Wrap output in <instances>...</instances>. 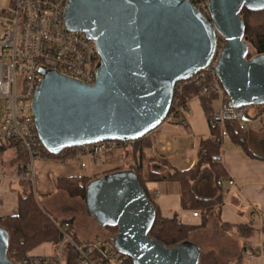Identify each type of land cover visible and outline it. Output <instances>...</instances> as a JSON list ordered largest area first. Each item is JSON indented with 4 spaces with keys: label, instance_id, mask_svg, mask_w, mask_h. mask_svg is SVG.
Here are the masks:
<instances>
[{
    "label": "water",
    "instance_id": "95a60500",
    "mask_svg": "<svg viewBox=\"0 0 264 264\" xmlns=\"http://www.w3.org/2000/svg\"><path fill=\"white\" fill-rule=\"evenodd\" d=\"M243 7L263 8L264 0H209L211 21L190 0H69L66 28L94 39L100 61L91 85L43 72L32 112L44 148L147 136L167 118L175 84L208 65L216 33L226 40L216 73L229 103L264 104V56L246 58ZM84 202L102 228H117L111 240L133 264H199L193 243L168 247L148 235L154 211L133 172L92 180ZM0 264H13L1 228Z\"/></svg>",
    "mask_w": 264,
    "mask_h": 264
},
{
    "label": "built area",
    "instance_id": "2783aa9c",
    "mask_svg": "<svg viewBox=\"0 0 264 264\" xmlns=\"http://www.w3.org/2000/svg\"><path fill=\"white\" fill-rule=\"evenodd\" d=\"M69 0H8L0 7V101L3 102L0 120V142H14L13 160L19 180H34V162L46 158L48 152L42 145L36 131L32 112V99L38 85L44 78L43 72L54 70L60 75L91 85L97 74L100 61L97 44L82 31L69 30L65 26V11ZM194 8L211 21L209 0H190ZM226 40L216 33V45L208 65L188 79L175 84L168 120L183 122L179 95L185 83L201 84L197 95L214 92L210 102V117L218 127L216 144L219 150L223 141L229 138L225 124L234 122L241 132L247 130L251 117L248 106L229 103L216 68ZM214 104L217 106L214 107ZM134 140H104L79 147L77 157L100 161L111 148L132 146ZM221 161L220 151L213 156ZM81 167L85 166L81 162ZM224 190L225 185L236 186L230 177L217 180ZM191 216L198 219L201 213L192 210ZM257 216H259L257 214ZM183 222V218H179ZM54 227L60 240L49 242L48 253L29 251L13 264H132L128 255L119 251L108 234L88 239L73 238L72 222L69 219L55 220ZM260 226L264 231V219ZM252 255V252H247Z\"/></svg>",
    "mask_w": 264,
    "mask_h": 264
},
{
    "label": "crops",
    "instance_id": "0c3cea01",
    "mask_svg": "<svg viewBox=\"0 0 264 264\" xmlns=\"http://www.w3.org/2000/svg\"><path fill=\"white\" fill-rule=\"evenodd\" d=\"M210 102L207 106L211 110ZM256 106L258 109L253 112L249 110L250 105L248 106V114L251 117L245 131L248 153L231 137L223 141L219 150L220 165L225 171V177L232 178L236 186L225 185L222 190L223 204L218 213L214 214L215 226L209 229L207 222L205 227L199 230V240L192 237L190 241L201 251H212L219 264H264V231L260 226L261 219H264V105ZM177 121L163 122L148 134L152 143L147 149V154L165 159L176 168L185 170L196 162L199 141L207 140L211 136L206 107L201 99L193 98L183 112L182 124L176 123ZM13 154L14 149L8 148L0 158V216L17 214L18 199L24 189L25 180L18 179L19 170L13 160ZM77 156L65 161L37 159L34 162L32 182L36 196L47 200L55 195H62L63 192L57 189L58 179L62 177L93 178L109 170L135 165L130 146L111 148L104 153L100 161ZM81 162L85 163L84 167L80 166ZM147 186L163 217L176 215L178 219L183 218L185 224L200 225L201 218L192 217V210L181 208L177 183L157 181L148 183ZM79 204L86 211L84 200L80 199ZM50 208L57 212L55 206ZM90 218L93 220L92 216ZM59 219L71 220L75 237L91 238L79 237L83 235L79 233V226L75 225L72 215H60ZM95 226L97 228L96 223ZM248 228L252 230L250 235L243 233L247 232ZM44 244L48 245V248L42 251L40 247ZM31 251L48 253L49 242H44ZM249 251L252 252L250 256L247 253Z\"/></svg>",
    "mask_w": 264,
    "mask_h": 264
},
{
    "label": "trees",
    "instance_id": "16d2710c",
    "mask_svg": "<svg viewBox=\"0 0 264 264\" xmlns=\"http://www.w3.org/2000/svg\"><path fill=\"white\" fill-rule=\"evenodd\" d=\"M239 16L244 23L243 41L250 48V50L247 49L246 58L249 60L256 56H264V7L260 9L243 7ZM201 88V84L194 82L183 85L182 92L179 95L180 112L182 115L187 109V104L197 97ZM215 97V93L210 91L200 97L201 102L206 107L211 136L207 140L199 141L196 162L188 169L180 170L165 159L155 158L147 154V149L152 143V138L147 135L134 140L131 146V156L135 162L134 166L130 164L128 167L109 170L93 178L84 176L62 177L58 179L57 189L69 197L84 200L87 185L92 180L120 171H131L142 184L154 211V220L148 230V235L168 247L190 242L193 233L204 228L208 218L217 214L223 204V192L218 187L217 180L224 179L226 174L220 162L213 159V156L219 153V148L216 144L218 127L212 123L210 117L211 110L207 106V103L209 104ZM168 121L170 120H168L167 116L165 122ZM176 123L182 124L180 121ZM225 127L229 137L248 153L245 146V132H241L234 122L226 123ZM16 147L14 142H0V158L6 149H15ZM78 154L79 147H69L58 153L47 152L46 158L65 161L76 157ZM157 181L178 184L181 208L183 210L200 211V225L195 226L180 222L177 220L176 215L171 217H163L161 215L159 207L147 186L148 183ZM0 228L8 234V258L15 262L22 259L29 251L44 242H57L60 240V234L54 227L52 218L38 203V197L34 193L32 182L29 180H25L24 189L19 196L17 214L0 216ZM109 228V234L112 237L116 234L117 228L115 226H110ZM243 233L250 235L252 230L248 228L247 232ZM111 237L109 238L111 239ZM128 259L133 264L129 256ZM199 264L219 263L212 251H201Z\"/></svg>",
    "mask_w": 264,
    "mask_h": 264
},
{
    "label": "rangeland",
    "instance_id": "374dc122",
    "mask_svg": "<svg viewBox=\"0 0 264 264\" xmlns=\"http://www.w3.org/2000/svg\"><path fill=\"white\" fill-rule=\"evenodd\" d=\"M8 4V0H0V7H4ZM250 50V48H248ZM217 106L216 104H214V107ZM249 108V107H248ZM257 106L256 105H250L249 110L251 112H253L254 110H256ZM258 109V108H257ZM2 111H3V102L0 101V120L2 117ZM174 120V119H172ZM171 121V120H170ZM175 122V121H174ZM165 123V121H164ZM11 150H9L8 153H10ZM64 193H62V195H55L54 197H51L47 200H43L42 197H38V202L40 204V206L43 208V210L45 212L48 213V215L59 221V217L60 215L62 216H67V215H72L73 216V220L75 225L79 226V233L82 234L83 236H79V237H94V236H104L108 233H110V228H99L97 225V228L95 226V221L94 218L93 220L90 218V216L87 214V212L85 211V209L82 208V206L79 204V198H72L69 197L67 195H63ZM55 206L56 211H53L50 207ZM60 211V212H58ZM60 213V214H59ZM214 218L215 216L212 215L208 218V227L209 229H212L215 224H214ZM178 221L181 222V220H179L177 218ZM200 230V229H199ZM199 230H197L196 232L193 233L192 237L199 240ZM73 238L77 239L74 235L73 232H71ZM48 248V245L44 244L40 247V249L42 251L46 250Z\"/></svg>",
    "mask_w": 264,
    "mask_h": 264
},
{
    "label": "flooded vegetation",
    "instance_id": "af4514ba",
    "mask_svg": "<svg viewBox=\"0 0 264 264\" xmlns=\"http://www.w3.org/2000/svg\"><path fill=\"white\" fill-rule=\"evenodd\" d=\"M94 221H95V223L98 225V226H100L99 224H98V222L94 219ZM101 227V226H100ZM102 228V227H101ZM109 234V233H108ZM110 235V237H111V234H109Z\"/></svg>",
    "mask_w": 264,
    "mask_h": 264
}]
</instances>
